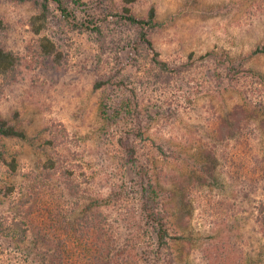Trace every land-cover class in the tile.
<instances>
[{"label": "rangeland", "instance_id": "374dc122", "mask_svg": "<svg viewBox=\"0 0 264 264\" xmlns=\"http://www.w3.org/2000/svg\"><path fill=\"white\" fill-rule=\"evenodd\" d=\"M105 4L89 14L101 19L120 0ZM152 7L161 24L151 34L155 49L184 69L182 77H155L144 54L139 71L128 53L118 51L114 35L103 48L91 31L73 30L53 4L48 28L37 35L31 0H0L8 25L0 42L21 57L15 76L0 80V116L27 135L5 141L7 159H16L18 167L13 174L0 165V264H19L15 252L29 246L21 237L32 236L33 218L47 233L73 235L93 214L117 236H133L122 220L140 219L142 180L119 141L132 124L125 108L131 92L96 88L118 70L139 96L133 95L146 128V140L138 141L149 171L146 185L165 197L172 234L182 236L164 264H264V232L257 222L264 189L255 194L257 179L264 185V83L226 77L229 64L237 66L264 45V0H139L134 12L146 17ZM111 28L105 25L106 34ZM42 37L56 44L58 57L41 53ZM244 66L264 76V54ZM104 105L114 106L108 115ZM227 151L246 156L247 183L236 186L228 177ZM50 160L56 168L47 167ZM67 169L76 191L63 174ZM116 192L124 195L121 203ZM148 229L137 240L140 251L131 249L145 258L154 236Z\"/></svg>", "mask_w": 264, "mask_h": 264}, {"label": "trees", "instance_id": "16d2710c", "mask_svg": "<svg viewBox=\"0 0 264 264\" xmlns=\"http://www.w3.org/2000/svg\"><path fill=\"white\" fill-rule=\"evenodd\" d=\"M31 1L38 11L30 21L31 28L35 34L39 35L48 28L49 20L53 13V4L73 30L91 31L99 37L103 48L106 49L107 47L108 36L114 35L115 46L119 48L118 51L128 53L129 62L136 66L139 65V71L142 72L144 70V62L142 65L140 62V57L144 54L146 59L145 66L147 67L149 64L154 66V69L158 73L155 77L166 78L169 75L182 77L184 69L182 67H173L169 62L161 59L160 53L155 49L151 34L158 31L161 24L157 20V11L154 7L151 8L146 17H139L134 12V6L139 0H120V4L117 7H113V9L111 6H108L110 9L104 14V17L97 19L93 14H89L90 12L88 11L94 7L101 9V6L104 7L106 5L105 0ZM111 18L115 20H111ZM111 21L114 22L113 28L110 27ZM105 25L111 28V32L106 34ZM7 30L8 25L0 13V35ZM38 46L45 57H58L59 55L56 44L48 37L40 38ZM260 54H264V45L258 46L256 50L252 51L237 66L229 64L226 77L230 81L236 79V82L240 80V76L247 79L250 78L253 86H255V80L264 83V76L262 74L256 72L252 67L245 68L244 66L245 61ZM211 55L210 53L208 56ZM149 60L150 63L148 62ZM20 65L21 57L14 51L8 50L0 42V80L1 78L14 77ZM146 70L147 74L151 69ZM215 73L218 79L223 77V74L218 70ZM104 87L118 90L128 89L131 92V96L127 98L128 101L125 103V108L129 110V112L126 110L128 113L127 118L131 120L132 124L130 127L122 130L119 141L120 146L125 154H127V162L138 169L136 173L142 180L138 203L141 217L139 220H129L127 218L122 220L124 225L128 224V233L133 236H120V233L117 236L116 233L109 230L111 229L110 227L106 228L103 223L101 224L100 219H93V214L87 217L83 223H78L77 227L73 230V235H71L69 230L63 231L59 235L52 231L50 232L51 234L47 233L40 225H37L39 219L33 218L30 224V227L35 226L32 236L21 237V244L30 240L29 246L24 247L21 245L17 247L19 254L15 252V257L19 255V264H164L165 262H169L167 260V250L172 247V242L182 238V236L172 234L168 224L169 212L166 210L165 197L156 188H151L148 184L146 185L149 171L147 163L142 158L143 155L140 152L138 143V141L146 140V128L142 123L143 115L139 109L140 105H135L133 95L135 97L138 96L136 90L130 86L122 70L116 71V74L109 76L106 80L99 81L96 85L97 89H103ZM104 106L105 115H108V111L114 108L111 105ZM118 107L122 108L124 106ZM234 129L239 130L237 126ZM26 137V133L20 130L14 122L0 116V165H8L9 173L14 174L18 166L16 159L8 161L5 141L10 138L24 139ZM158 148L161 152L164 151L162 146ZM226 153L229 156L231 155L230 158H232L227 161L225 167L228 177L235 182L236 186L247 183L250 172L245 163L246 156L236 157L237 155L234 156L228 151ZM239 158L245 161L239 163ZM47 167L52 169L57 166L54 160H50ZM63 174L66 180L71 183V189L76 191L77 185H75L71 170L67 169ZM257 180L258 184L255 186V194L261 188L264 189V185L258 186L261 183V179ZM123 197L124 195L116 192L115 201L118 200L121 203ZM96 203L97 200H93L91 202L92 207ZM259 203L257 222L264 232V202L260 201ZM148 227L153 231L154 236H150L152 242L149 247L152 245V248H147L146 253L148 256L145 258L141 257L140 253L135 254L132 250L140 251L138 248L139 241L137 240L141 233L147 231ZM3 229V223H0V233H2ZM50 229L56 231L53 227H50ZM28 232H32V230H27L26 234ZM62 234L65 236H61Z\"/></svg>", "mask_w": 264, "mask_h": 264}]
</instances>
